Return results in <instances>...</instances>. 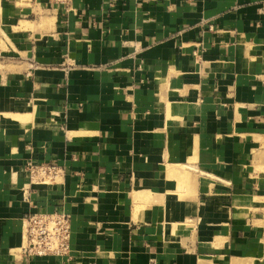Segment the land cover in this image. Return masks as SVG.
<instances>
[{
    "label": "crops",
    "instance_id": "obj_1",
    "mask_svg": "<svg viewBox=\"0 0 264 264\" xmlns=\"http://www.w3.org/2000/svg\"><path fill=\"white\" fill-rule=\"evenodd\" d=\"M0 264H264V0H0Z\"/></svg>",
    "mask_w": 264,
    "mask_h": 264
},
{
    "label": "built area",
    "instance_id": "obj_2",
    "mask_svg": "<svg viewBox=\"0 0 264 264\" xmlns=\"http://www.w3.org/2000/svg\"><path fill=\"white\" fill-rule=\"evenodd\" d=\"M69 0H51L56 5L66 6ZM24 173L29 184L46 186L58 183L63 170L51 162H27ZM70 217L65 213L35 212L24 218V245L22 254L26 259H68L70 249Z\"/></svg>",
    "mask_w": 264,
    "mask_h": 264
}]
</instances>
